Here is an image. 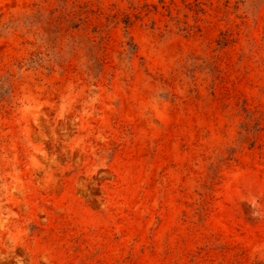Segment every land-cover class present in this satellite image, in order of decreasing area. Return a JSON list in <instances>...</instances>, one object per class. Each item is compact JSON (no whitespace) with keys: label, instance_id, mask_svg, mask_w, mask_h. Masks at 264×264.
Listing matches in <instances>:
<instances>
[{"label":"rangeland","instance_id":"rangeland-1","mask_svg":"<svg viewBox=\"0 0 264 264\" xmlns=\"http://www.w3.org/2000/svg\"><path fill=\"white\" fill-rule=\"evenodd\" d=\"M0 264H264V0H0Z\"/></svg>","mask_w":264,"mask_h":264}]
</instances>
